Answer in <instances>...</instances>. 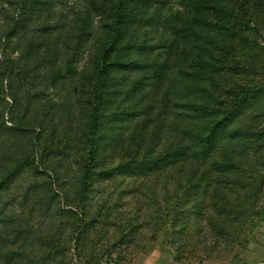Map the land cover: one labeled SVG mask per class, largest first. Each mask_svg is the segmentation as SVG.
<instances>
[{"label": "rangeland", "instance_id": "374dc122", "mask_svg": "<svg viewBox=\"0 0 264 264\" xmlns=\"http://www.w3.org/2000/svg\"><path fill=\"white\" fill-rule=\"evenodd\" d=\"M203 1L0 0V264H264V88L222 121L193 111L213 91L202 74L224 78L227 29L236 36V0ZM118 12L86 175L102 35L115 36ZM254 29L245 57L264 63V11ZM244 65L237 78L264 83Z\"/></svg>", "mask_w": 264, "mask_h": 264}, {"label": "trees", "instance_id": "16d2710c", "mask_svg": "<svg viewBox=\"0 0 264 264\" xmlns=\"http://www.w3.org/2000/svg\"><path fill=\"white\" fill-rule=\"evenodd\" d=\"M126 0H119L118 4L116 5V8L118 10V7H122ZM197 1V2H195ZM213 0H204L201 3V7L210 6V3ZM257 2L262 3L264 6V0H257ZM195 3H199V0H194L193 4L195 7ZM259 6L258 8L253 9L252 5L250 4V0H236V7L234 8L232 14H230V18L234 15L236 12V16H234V21H236V36L231 35V31L229 29V37L232 39V42L226 46V50H224L223 56L225 60L221 63V71L222 74L224 73V78L222 79V82L219 79V76H215L213 74L212 66H215V59L213 56H209L206 59V65L208 68V71L212 72L209 73L207 76L206 74H202L204 77L201 82L208 83L209 82L212 86L213 91H208L209 100H205V103L194 105L193 107H198L199 109H194V112H198L203 110V112H209L212 116L216 117V121H222L224 119L227 112L230 110L231 106L234 102L238 101L239 103H243L247 100H250L254 97V95L257 92V89L264 88V83H250L243 80H240L237 78V74L240 69L244 68V64H250L254 70L252 72V76L258 77L261 76L262 79H264V73L261 74L259 71L261 69L264 70V63L260 58L256 59L255 62H249L247 61L245 54H246V41H247V35L251 33L254 29L255 24V18L260 17L261 14H263L264 8ZM252 8V10L250 9ZM250 9V10H249ZM261 11L260 14H258V11ZM254 13V14H253ZM257 13V14H255ZM120 13L118 12L117 18L115 19V22L113 24V27L111 28V32L115 34L112 38H109L108 36L104 38L105 32L103 31L102 40H106L109 44H104L101 46V54H100V62L97 66V78H96V84H95V102L92 105V108L89 113L88 117V130L86 133V144H87V150L85 154V174L88 172L89 168H93L94 161L98 154V146H99V133L101 129L102 119L104 115V109H105V96H106V89H104L105 80L108 78L110 73V68L113 66V63L110 64L109 58L111 57V53L117 46V43L120 41L121 36V30H120ZM213 22V21H212ZM216 25H214L216 28L223 30L224 24H219L221 22H215ZM218 23V24H217ZM234 27V25H233ZM228 28V27H226ZM102 40L100 41V44H102ZM231 45V47H230ZM211 55V53H210ZM193 59H190V65L193 67V69H199L204 68L202 62V58H199L197 54H193ZM230 61L229 66L226 68V63ZM244 62V64H243ZM232 63V65H231ZM240 71H243L240 70ZM218 75V74H217ZM98 83L99 86L97 85ZM210 86V85H209ZM209 88V87H208ZM209 127V128H208ZM206 129L203 130V133L201 135V141L202 143L208 144V140L210 136L212 135L215 126H208ZM23 163H21L19 160L15 162V169H19L23 167ZM87 167V169H86ZM183 170V167H182ZM3 175V174H2ZM87 175V174H86ZM3 184V179L0 180V185ZM184 194H187V188L183 190ZM54 239H56L55 234H51V236L48 238L47 244H46V253L47 256L51 253H54V251L58 250L57 245L54 244ZM3 264H10L9 262L3 263Z\"/></svg>", "mask_w": 264, "mask_h": 264}]
</instances>
